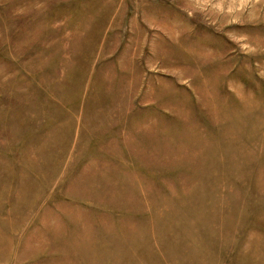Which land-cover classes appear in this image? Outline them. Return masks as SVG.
I'll use <instances>...</instances> for the list:
<instances>
[{"label": "rangeland", "instance_id": "1", "mask_svg": "<svg viewBox=\"0 0 264 264\" xmlns=\"http://www.w3.org/2000/svg\"><path fill=\"white\" fill-rule=\"evenodd\" d=\"M0 264H264V0H0Z\"/></svg>", "mask_w": 264, "mask_h": 264}]
</instances>
